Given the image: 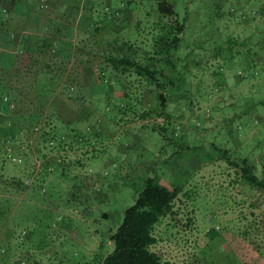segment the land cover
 Masks as SVG:
<instances>
[{
	"label": "rangeland",
	"instance_id": "obj_1",
	"mask_svg": "<svg viewBox=\"0 0 264 264\" xmlns=\"http://www.w3.org/2000/svg\"><path fill=\"white\" fill-rule=\"evenodd\" d=\"M79 1L49 0L47 5L73 7ZM167 2L175 16L161 14L155 0H143L147 12H138L131 26L124 20L119 36L150 51L167 32L155 23H178L181 41L172 62L181 81L179 90L169 91L163 117L143 118L159 106L149 92L143 95L146 85L133 76H126V85L142 94L108 98V89L119 83L104 66L108 72L101 85L90 83L84 98L74 102V110L83 108L61 119L82 127V138L92 136L90 150L85 149L89 145L77 147L73 138L61 151V164L53 170L43 165L36 172L33 160H27L33 153L28 142H0L5 149L0 150V203L8 211L7 224L0 227V254L8 243L7 264H100L112 251L110 237L122 224L124 211L134 205L146 179L154 177L179 191L177 215L164 218L154 230L157 243L151 251L163 262L264 264L239 235L256 221L257 240L263 243L264 191L239 181L238 169L227 161L245 160L258 177L264 176V51L257 43L264 34V0ZM243 39V49L235 51L233 40ZM247 47L256 53L250 59ZM100 62L98 55L95 64ZM93 69L100 73L97 66ZM179 91L190 101L173 102L172 94ZM8 103L7 95L0 98V115L11 110ZM7 149L22 163L8 160ZM42 150H36L39 160Z\"/></svg>",
	"mask_w": 264,
	"mask_h": 264
},
{
	"label": "crops",
	"instance_id": "obj_2",
	"mask_svg": "<svg viewBox=\"0 0 264 264\" xmlns=\"http://www.w3.org/2000/svg\"><path fill=\"white\" fill-rule=\"evenodd\" d=\"M48 1L0 0V34H2L0 84L7 85L13 98L22 100L19 108L25 114L41 113L46 118L52 116L53 120L49 122L50 126L46 128V131L61 132L63 137H67L70 131L76 129L79 137L74 138L73 143L80 148L89 145L85 149L90 150V146L95 141L91 142L92 136L87 134L82 138L79 135L82 127L64 123L61 119L64 115L70 112L75 113L76 110L79 112L83 108L81 106L74 110L76 103L71 99L84 98V93L88 90L90 83L96 82L101 85L102 80L93 69L98 65L95 64V54L98 56L97 50L104 47L110 50L113 47L124 45L128 40L124 41L119 38L123 31L124 20L129 22L128 26H131L138 12L146 13L147 11L141 7L143 0H134L136 6L133 7L134 9L132 5L129 9L119 12L117 10L124 0H80L79 5L73 7H65L61 2H57V5L52 7L47 5ZM139 16L137 15V18ZM95 22L98 23L97 28L99 29L96 37ZM45 76H56L60 82L59 87L47 102L42 101L46 97L40 95V88L36 87V84L40 83ZM125 78L123 76L122 80L126 84ZM112 80L116 81V79ZM238 82L241 84L243 81L239 79ZM143 92L145 93L143 95H146L148 91L146 89ZM108 93V98L118 100L129 95L136 98L142 94L135 90L122 89L120 84L110 87ZM149 95L154 97L151 93ZM172 96L173 102L180 99L179 102L185 103L187 102L185 100H189L185 92L179 91L175 95L173 93ZM97 103L94 102L95 105ZM234 103L232 101L226 104ZM133 104L135 105V101ZM10 113L6 108L0 115V127L3 126V130L0 129L2 136L6 134L7 116ZM32 136H37V143L40 141L39 135ZM11 143L9 145H12ZM67 146L64 145L63 149L53 151L42 148L41 160L45 164L43 165L51 170L56 168L61 164V151ZM1 148L4 149L0 146V150ZM37 149L41 147L30 145L28 151L33 153L28 155L27 160L32 161L34 156L38 157ZM43 176L44 174L41 173L36 180L42 182Z\"/></svg>",
	"mask_w": 264,
	"mask_h": 264
},
{
	"label": "trees",
	"instance_id": "obj_3",
	"mask_svg": "<svg viewBox=\"0 0 264 264\" xmlns=\"http://www.w3.org/2000/svg\"><path fill=\"white\" fill-rule=\"evenodd\" d=\"M155 2L161 14L176 15L167 0H155ZM133 3L135 5L134 0H124L117 11L129 9ZM97 26L98 23L95 22V37L99 31ZM155 26L156 29L159 28L167 32L154 42L155 46L150 51L137 48L135 41L134 43L127 41L121 47H113L110 50L104 47L99 48L96 52L103 61L97 63V67L100 68V73L98 74L100 80L108 72V68H105L106 70L103 69L104 66L109 67L111 75L116 79L115 83L118 82L122 89L125 88L129 91H133V89L128 88L122 80L123 76H133L137 83L143 82L144 85H146L145 88L147 91L154 95L158 102V111L145 112L143 118L155 114L163 117L166 106L170 100L169 91L179 90V88H177V83L181 81V75H176V67L172 62L173 53L177 51L181 41L178 23H168L161 26L159 22H156ZM260 37H263V39L261 41L259 40L257 43L260 47L259 51L262 53L264 51V34ZM245 41L246 39L241 41L233 40L232 45L234 50L243 49L241 47L244 46ZM252 51V48H246V59H250L256 54ZM59 85L60 82L56 76L43 77L40 83L36 84V87L40 88V95L46 97L43 98L42 101H49V97L54 94ZM64 86H66V84H64ZM0 87L2 93L0 98L7 95L8 98H11L12 104L14 105L10 110L11 113L7 116V131L3 139L0 134L3 146L9 145L11 142V144H13L15 141L14 139L19 140V142L23 139V142L26 141L29 143V141H32V145H39V147L44 149L48 148L53 151L54 149H63L64 145L67 146L65 143L69 144L70 140L79 137L75 131L76 129L70 131L71 133L67 135V137H63L62 134H56V132L46 131V128L50 126L49 122L53 120L52 116L46 118L41 113L25 114L19 108V106L21 107L22 100L13 98L10 93L11 90L7 85L0 84ZM71 100L74 102L78 101L77 98ZM35 134L40 137L38 143L36 142L37 136H32ZM7 135H9V140L5 139ZM71 135L72 138L70 139L69 137ZM6 142H8V144ZM50 142L53 143L52 148L49 146ZM227 161L230 167L238 169L236 176L239 181L256 191H264V176L260 178L254 173V165L252 166L245 160L239 163L228 159ZM60 163H62V161H60ZM178 195V189H168L164 187L159 183L158 177L146 179L143 189L135 197L134 205L124 211L122 224L110 237L112 251L101 260L100 264H169L168 262H163L162 258L157 253L151 251V248L157 243V239L154 235L155 227L164 218L177 215L175 201ZM7 216L8 211L6 207L4 204L0 203V227H4L7 224ZM259 232V224L253 221L247 224V226L239 232V235L253 247L261 258L264 259V250L262 249L264 239L261 241L263 243L260 244L258 242L257 237ZM2 247L5 250H2L3 252L0 254V259L2 263L7 264L11 258L10 246L8 243H5Z\"/></svg>",
	"mask_w": 264,
	"mask_h": 264
},
{
	"label": "built area",
	"instance_id": "obj_4",
	"mask_svg": "<svg viewBox=\"0 0 264 264\" xmlns=\"http://www.w3.org/2000/svg\"><path fill=\"white\" fill-rule=\"evenodd\" d=\"M3 101L4 102H7L8 101V99H7V97H5L4 99H3ZM8 106H9V108H13V104L12 103H8L7 104ZM0 142H1V139H0ZM7 144H8V142H6ZM29 144L30 145H32V141H29ZM49 146H50V148H52L53 147V143L52 142H50L49 143ZM7 151H8V155H7V159L8 160H10V161H12V162H16L17 164H21L22 163V160L20 159V158H17V157H15L14 155H12L11 153H10V149H7ZM43 164H44V161L43 160H39L37 157H33V166L35 167V171L37 172V171H39V169H41V167L43 166ZM32 182V180H27L26 181V183H31Z\"/></svg>",
	"mask_w": 264,
	"mask_h": 264
}]
</instances>
